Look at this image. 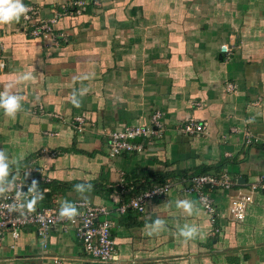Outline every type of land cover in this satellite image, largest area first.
Returning <instances> with one entry per match:
<instances>
[{
	"label": "crops",
	"instance_id": "crops-1",
	"mask_svg": "<svg viewBox=\"0 0 264 264\" xmlns=\"http://www.w3.org/2000/svg\"><path fill=\"white\" fill-rule=\"evenodd\" d=\"M21 2L37 6L45 19L52 9L86 5L83 14L59 19L52 35L30 38L19 22L0 25V92L22 98L14 118L0 109V150L10 173L40 168L34 179L46 190L45 205L85 200L103 207L117 264H264V195H254L241 222L227 211L230 198L264 170V0ZM223 45L232 51L228 59ZM25 73L33 79L15 83ZM156 109L167 128L162 139L142 154L109 158L106 135L147 124ZM77 117L85 121L81 131ZM189 119L204 133L175 130ZM204 167L210 174L226 169L232 184L211 192L214 222L182 189L183 175ZM164 183L170 191L144 213L117 212L139 191ZM77 184L92 189L81 194ZM185 199L196 204L191 216L176 207ZM156 219L164 230L149 236L146 225ZM185 224L199 230L187 244L177 235ZM0 264L97 263L68 226L52 227L40 241L34 228L16 242L6 235Z\"/></svg>",
	"mask_w": 264,
	"mask_h": 264
},
{
	"label": "built area",
	"instance_id": "built-area-1",
	"mask_svg": "<svg viewBox=\"0 0 264 264\" xmlns=\"http://www.w3.org/2000/svg\"><path fill=\"white\" fill-rule=\"evenodd\" d=\"M84 3L74 2L63 6L61 11L51 10L52 17L45 19L41 15V10L37 6H27L29 11L26 16H22L18 25L20 32L30 38H39L53 34L54 24L64 16L73 14H83L85 12ZM220 52L228 59L232 53L226 45L220 47ZM4 64L0 62V68ZM227 90L233 89L230 84L226 85ZM76 128L81 131L84 128V120L81 117L75 118ZM167 128L164 122V114L156 109L149 117L145 125H122L116 130L110 131L106 135L107 154L109 158L115 159L120 156L142 154L146 146L162 139ZM175 130L185 136H196L204 133V127L195 120L189 119L183 124L176 126ZM227 170L220 174H200L185 177L182 189L187 195H193L196 202L209 215L211 222H214L215 208L211 198V192L229 190L232 186L228 179ZM40 176V168L27 166L14 173H10L5 178L6 183L0 182V241L9 235L14 242L18 240L21 232L26 228H34L39 241L47 237L48 231L52 227L66 229L68 226L75 227V237L83 246V251L97 264H117L115 242L112 236V220L108 218V213L103 207L91 205L85 200H75L72 202L77 208L78 215L73 220L60 219V206L57 201L51 205L43 203L46 190H34L28 193L30 182L35 177ZM8 178V179H7ZM171 189L170 183L153 184L147 189L136 193L130 201L118 207L117 212L125 213L133 210L137 213H144L148 202L155 198L167 195ZM39 192L43 193V198L39 199L34 211H28L23 207L25 199L37 198ZM264 195V170L250 184L248 190L238 192L230 198L227 206L228 214L234 222L244 220L247 207L253 202L254 195Z\"/></svg>",
	"mask_w": 264,
	"mask_h": 264
},
{
	"label": "clouds",
	"instance_id": "clouds-1",
	"mask_svg": "<svg viewBox=\"0 0 264 264\" xmlns=\"http://www.w3.org/2000/svg\"><path fill=\"white\" fill-rule=\"evenodd\" d=\"M29 9L27 6L21 2V0H0V25H7L13 22H19L22 16H26ZM33 77L31 73H25L19 75L16 78L15 83H22L32 80ZM11 87V86H9ZM21 100L22 98L11 93L9 90L0 92V109L3 110L4 115L9 118H14L16 114L21 110ZM71 102L74 106H79V99L74 96L71 97ZM9 158L3 150H0V182H3L10 173L9 168ZM38 182L33 180L31 185L28 188V193L31 194L34 190L38 189ZM75 191L78 193H85L91 191V184H77L74 186ZM3 192V189L0 188V193ZM43 198V193L39 192L37 198L25 199L23 207L28 211H34L35 205L39 199ZM176 207L181 209L185 214L191 216L196 210V204L190 200H179L176 202ZM78 215L77 208L74 204L65 201L62 203L59 218L73 220ZM165 227L164 221L161 219H156L151 223L146 225L148 229L147 234L152 236L163 231ZM199 234V230L196 226L185 224L183 227L179 228L177 235L182 238V242L187 244L188 241L194 240Z\"/></svg>",
	"mask_w": 264,
	"mask_h": 264
},
{
	"label": "trees",
	"instance_id": "trees-1",
	"mask_svg": "<svg viewBox=\"0 0 264 264\" xmlns=\"http://www.w3.org/2000/svg\"><path fill=\"white\" fill-rule=\"evenodd\" d=\"M223 166V165H222ZM202 170L199 172V173H191L189 175H183V177H188V176H191V175H200V174H210L209 172V167H204V168H201ZM9 176V175H8ZM8 179V178H7ZM48 185V184H47ZM40 188V187H39Z\"/></svg>",
	"mask_w": 264,
	"mask_h": 264
}]
</instances>
